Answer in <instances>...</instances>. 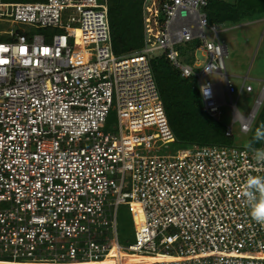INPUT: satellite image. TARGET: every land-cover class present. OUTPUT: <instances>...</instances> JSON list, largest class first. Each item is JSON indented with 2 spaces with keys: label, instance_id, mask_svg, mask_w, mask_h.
I'll use <instances>...</instances> for the list:
<instances>
[{
  "label": "built area",
  "instance_id": "1",
  "mask_svg": "<svg viewBox=\"0 0 264 264\" xmlns=\"http://www.w3.org/2000/svg\"><path fill=\"white\" fill-rule=\"evenodd\" d=\"M208 1L143 0V46L117 56L107 0H0V264H264V224L242 194L248 176L264 175L252 151L264 142L180 146L151 67L157 54L195 79L217 121L226 94L225 135L234 123L249 134L264 86L242 116L236 101L253 88L245 76L233 101L227 28L208 22ZM186 48L192 59L179 61ZM120 206L134 232L125 246Z\"/></svg>",
  "mask_w": 264,
  "mask_h": 264
},
{
  "label": "trees",
  "instance_id": "2",
  "mask_svg": "<svg viewBox=\"0 0 264 264\" xmlns=\"http://www.w3.org/2000/svg\"><path fill=\"white\" fill-rule=\"evenodd\" d=\"M142 2L107 0L112 49L117 56L130 54L143 46ZM205 12L210 24L238 25L263 18L264 0H234L231 3L209 0ZM156 58L151 60L152 71L169 128L180 146L232 145V136L225 135L226 126L203 110L196 80L181 78L164 56ZM261 125H264V100L249 132L246 146ZM261 143L253 142L251 148L259 147Z\"/></svg>",
  "mask_w": 264,
  "mask_h": 264
},
{
  "label": "rangeland",
  "instance_id": "3",
  "mask_svg": "<svg viewBox=\"0 0 264 264\" xmlns=\"http://www.w3.org/2000/svg\"><path fill=\"white\" fill-rule=\"evenodd\" d=\"M4 2H18L26 0H3ZM29 1V0H27ZM225 2H233L234 0H224ZM242 24V25H241ZM238 28H235L231 33H225L220 36L224 40L227 47V57L224 60L225 72L229 76V84L236 90V94L232 96L233 101H236L237 93L242 85V79L247 76V84H251L252 93L241 92L236 101L237 111L246 117L253 109L255 101L264 86V17L260 20L241 23ZM239 25V24H238ZM231 26V25H230ZM9 25L0 24V32L8 30ZM33 34H47L49 31L30 30ZM4 41V37H0ZM78 49V47L76 48ZM180 50V49H179ZM183 54L179 56V61L186 62L192 59V52L189 48L182 49ZM186 56L188 59H181ZM197 58L202 60L198 54ZM157 54L153 56L156 58ZM159 58V56L157 57ZM156 58V59H157ZM208 80L211 83H219L217 76H210ZM224 87V82L220 83ZM223 105L220 108L221 115L219 120L224 126L229 127L232 121V115L229 108V97L226 94L222 96ZM261 107V106H260ZM260 109V108H259ZM116 124V114L114 109H111L107 119L106 127H112ZM232 144L238 147H245L248 142V135L240 133L238 123H234L231 127ZM117 234L121 245L133 244L134 232L132 222L128 210L124 206L117 209ZM142 259H132L131 263H136ZM151 262L152 260L147 259Z\"/></svg>",
  "mask_w": 264,
  "mask_h": 264
},
{
  "label": "clouds",
  "instance_id": "4",
  "mask_svg": "<svg viewBox=\"0 0 264 264\" xmlns=\"http://www.w3.org/2000/svg\"><path fill=\"white\" fill-rule=\"evenodd\" d=\"M202 90L205 96L209 94L208 90L203 88ZM253 142H264V125L254 132L252 141L247 147L251 148ZM252 151L256 163L264 165V148L252 149ZM242 194L251 219L258 224H264V175L248 176Z\"/></svg>",
  "mask_w": 264,
  "mask_h": 264
},
{
  "label": "bare ground",
  "instance_id": "5",
  "mask_svg": "<svg viewBox=\"0 0 264 264\" xmlns=\"http://www.w3.org/2000/svg\"><path fill=\"white\" fill-rule=\"evenodd\" d=\"M90 264H112V263L107 258H104V259H101V260H99L97 262H93V263H90Z\"/></svg>",
  "mask_w": 264,
  "mask_h": 264
},
{
  "label": "crops",
  "instance_id": "6",
  "mask_svg": "<svg viewBox=\"0 0 264 264\" xmlns=\"http://www.w3.org/2000/svg\"><path fill=\"white\" fill-rule=\"evenodd\" d=\"M242 25V24H241ZM226 26V28H227V31H226V33H231V31L233 30V29H235V28H238V26H240V24L239 25H225Z\"/></svg>",
  "mask_w": 264,
  "mask_h": 264
},
{
  "label": "snow or ice",
  "instance_id": "7",
  "mask_svg": "<svg viewBox=\"0 0 264 264\" xmlns=\"http://www.w3.org/2000/svg\"><path fill=\"white\" fill-rule=\"evenodd\" d=\"M21 51L23 52L24 50L21 49ZM44 52L46 53L47 52V49H44ZM0 63H6V61H0Z\"/></svg>",
  "mask_w": 264,
  "mask_h": 264
}]
</instances>
